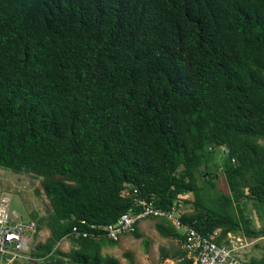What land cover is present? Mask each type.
Listing matches in <instances>:
<instances>
[{
  "label": "trees",
  "instance_id": "16d2710c",
  "mask_svg": "<svg viewBox=\"0 0 264 264\" xmlns=\"http://www.w3.org/2000/svg\"><path fill=\"white\" fill-rule=\"evenodd\" d=\"M0 168L40 180L44 264H120L98 227L140 200L220 245L264 239V0H0ZM150 218L182 244L160 264H194Z\"/></svg>",
  "mask_w": 264,
  "mask_h": 264
},
{
  "label": "built area",
  "instance_id": "2783aa9c",
  "mask_svg": "<svg viewBox=\"0 0 264 264\" xmlns=\"http://www.w3.org/2000/svg\"><path fill=\"white\" fill-rule=\"evenodd\" d=\"M185 212L186 210L177 208L176 205L171 210H163L156 207L153 201L140 200L134 213L124 214L116 223L98 228L103 229L110 239L119 240L125 234H132L142 220L151 216L166 218L185 232L184 248L189 252V256L194 257V264H246L240 255L244 243H249L246 238L229 234L228 241L220 245L215 241L218 232L205 237L195 229L184 226L181 218ZM72 233L84 237L90 234L77 228H74ZM36 236L39 238L36 220L26 221L21 218L18 212L11 209L10 194L3 193L0 196V264L39 261L30 254ZM66 238L62 242L67 240Z\"/></svg>",
  "mask_w": 264,
  "mask_h": 264
},
{
  "label": "rangeland",
  "instance_id": "374dc122",
  "mask_svg": "<svg viewBox=\"0 0 264 264\" xmlns=\"http://www.w3.org/2000/svg\"><path fill=\"white\" fill-rule=\"evenodd\" d=\"M222 159L219 160V163ZM221 177L217 180L219 188L228 190L225 178L221 169ZM40 185V180L29 174H16L11 170L0 168V196L9 193L11 197V209L19 213L24 220L32 219L31 214L36 212L39 217L47 215L49 202L45 196L36 194V189ZM182 210H186L181 205ZM154 218H147L139 225L142 238H136L133 234L123 235L116 246L104 249V254L115 257L120 264H160V252L164 247L170 251L179 249L182 244L177 239L162 237L156 229ZM145 224V225H144ZM48 235L44 229L37 240H44ZM33 241V239H32ZM35 241H33L34 243ZM244 243L240 253L242 259L249 263L253 258H260L263 253L262 246L264 239L255 241L248 240ZM60 249L69 251L72 243L65 240L59 244ZM167 264H176L173 260H167ZM24 264H44V261L25 262Z\"/></svg>",
  "mask_w": 264,
  "mask_h": 264
},
{
  "label": "crops",
  "instance_id": "0c3cea01",
  "mask_svg": "<svg viewBox=\"0 0 264 264\" xmlns=\"http://www.w3.org/2000/svg\"><path fill=\"white\" fill-rule=\"evenodd\" d=\"M142 223V222H141ZM145 225V224H144Z\"/></svg>",
  "mask_w": 264,
  "mask_h": 264
}]
</instances>
